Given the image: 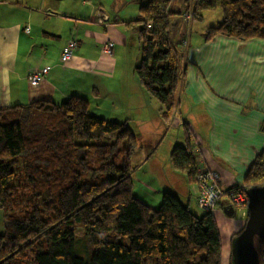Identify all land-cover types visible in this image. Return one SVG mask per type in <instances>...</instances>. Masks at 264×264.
Listing matches in <instances>:
<instances>
[{
  "label": "trees",
  "instance_id": "1",
  "mask_svg": "<svg viewBox=\"0 0 264 264\" xmlns=\"http://www.w3.org/2000/svg\"><path fill=\"white\" fill-rule=\"evenodd\" d=\"M171 1L141 0L137 18L128 22L140 42L135 74L165 119L173 116L184 84L187 49V41L171 36ZM184 2L189 23L220 8L222 19L205 29V39L264 38V0ZM88 104L72 95L59 103L0 107V264H222L213 213L194 214L169 190L156 207L137 197L131 162L137 135L126 121L91 114ZM183 131L185 144L175 145L169 159L191 185L197 169L191 130L184 124ZM243 183L246 189L264 186V149ZM237 185L222 188L227 193ZM255 243L258 264H264V247Z\"/></svg>",
  "mask_w": 264,
  "mask_h": 264
},
{
  "label": "crops",
  "instance_id": "2",
  "mask_svg": "<svg viewBox=\"0 0 264 264\" xmlns=\"http://www.w3.org/2000/svg\"><path fill=\"white\" fill-rule=\"evenodd\" d=\"M140 4L141 0H0V107L37 100L59 103L72 95L82 96L88 100L91 114L126 121L138 144L145 139L141 136L144 131L155 143L169 127L186 124L191 130L196 169L215 170L225 189L243 183L264 149V38L216 35L205 39L203 33L209 26L185 29V2L172 0L171 34H176L175 42L186 39L187 49L184 84L173 116L165 119L134 71L140 42L136 27L128 22L137 18ZM103 13L108 15L107 26L98 20ZM71 38L77 47L63 64L61 51ZM106 39L113 42L112 55L100 53V44ZM132 46L139 55H128ZM44 67L48 71L39 83L29 84L28 75ZM177 144H185L184 131L182 138L171 143L162 163L154 159L158 144L137 159L133 190L153 207L159 205L163 190H169L199 211L192 206L196 194L186 172L170 163L171 150ZM151 170L175 176L179 186L160 182ZM223 199V207H233ZM225 208H218L213 216L221 236L225 235L222 250L227 258L232 235L243 228L248 208L233 207L231 215Z\"/></svg>",
  "mask_w": 264,
  "mask_h": 264
},
{
  "label": "built area",
  "instance_id": "3",
  "mask_svg": "<svg viewBox=\"0 0 264 264\" xmlns=\"http://www.w3.org/2000/svg\"><path fill=\"white\" fill-rule=\"evenodd\" d=\"M185 19L189 21L190 12H186ZM99 21L104 20V26H107L108 15L103 13ZM26 31H29V27L26 26ZM181 44H186V40H182ZM76 48V42L73 39H69L62 48L60 61L64 64L67 63ZM100 53L107 55L113 53V42L110 39L104 40L100 45ZM48 71V67H44L41 71H32L28 75V82L31 85H36L42 79L44 74ZM264 130V123H263ZM192 191L196 194L198 206L205 210V212L214 213L218 208H225L222 206L223 198L227 202V206L239 207L246 206L248 203V196L246 194V186L244 183H239L237 186L231 187V189L225 193V190L220 185V176L215 170L202 169L197 170L195 174V180L191 184Z\"/></svg>",
  "mask_w": 264,
  "mask_h": 264
},
{
  "label": "rangeland",
  "instance_id": "4",
  "mask_svg": "<svg viewBox=\"0 0 264 264\" xmlns=\"http://www.w3.org/2000/svg\"><path fill=\"white\" fill-rule=\"evenodd\" d=\"M203 15H204V17H203L202 20H200V21L193 20L191 24L189 22H187L184 28L189 30L190 25L192 27L194 25H197V26L199 25V26H202V28H205V26H211V25L217 24L222 19L221 10H220L219 7L214 9V10H206V11L203 12ZM171 36H172L173 40L176 41V34L172 32ZM130 52H132L133 56H136V54L139 55V51H136L134 46H132L131 48L129 47L128 55L130 54ZM139 61H140V55H139ZM151 98H153V97H151ZM144 132L145 133H142V134L140 133L142 138H145V139L142 140L143 143L142 144H140V143L138 144V147L135 149V151L133 152V154L131 156L132 164L136 163L137 159H139V160L142 159V156L146 155L147 152L152 151L153 148H155V146H157V144H158V146H157L156 150H157L158 155H156L154 159H156L157 161L162 163V161H163L162 158H163V156L165 157V155L167 154L168 148L170 147L171 143L174 142L175 140H178L179 138H182L183 127H180L178 129L174 128L173 126L169 127L168 129L165 130L164 134H161V136H159L158 140L155 143L154 142L152 143V140H153L152 137L150 135H147L146 131H144ZM178 133L180 134V137L177 136ZM15 168H16V171H18L19 167L15 166ZM151 172L158 176L157 179L160 182L163 181V183L167 182L168 185L173 184L176 187L179 186V181H178V183L175 184V179L174 178H176V177L175 176H169L166 171H165V173H159V174L154 172V171H152V170H151ZM133 173H135V171ZM20 177H21V173L16 175L9 182L10 185L19 182ZM23 189L25 190V188H23ZM190 189H191V185H190ZM192 206L196 207L199 210V211H196L194 208L190 209L194 214H196L198 216H200L201 214H203L205 212V210L201 209L198 206L197 201H196V204H195L194 200H192ZM3 231H4V225H3V219H2V210L0 209V234H2ZM76 234L80 235L78 230L76 231ZM221 241H222V244L224 245V242H225L224 233L221 236ZM78 249L81 250V251L84 250V247H83L82 243L78 245ZM224 262H225V264H230V257H229V254H228V256L226 258L225 255H224V251H223L222 264H224Z\"/></svg>",
  "mask_w": 264,
  "mask_h": 264
},
{
  "label": "water",
  "instance_id": "5",
  "mask_svg": "<svg viewBox=\"0 0 264 264\" xmlns=\"http://www.w3.org/2000/svg\"><path fill=\"white\" fill-rule=\"evenodd\" d=\"M246 194L248 216L241 231L231 240L230 264H258L255 241L264 247V186L248 188ZM225 211L231 215L233 207Z\"/></svg>",
  "mask_w": 264,
  "mask_h": 264
}]
</instances>
